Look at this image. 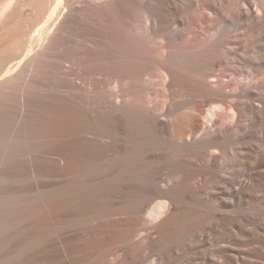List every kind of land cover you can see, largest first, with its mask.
Masks as SVG:
<instances>
[{"label":"bare ground","instance_id":"bare-ground-1","mask_svg":"<svg viewBox=\"0 0 264 264\" xmlns=\"http://www.w3.org/2000/svg\"><path fill=\"white\" fill-rule=\"evenodd\" d=\"M123 1L54 0L0 46V159L64 12ZM180 1L146 0L145 21L95 24L74 45L91 170L69 188L68 133L41 152L48 171L0 174V264H264V0Z\"/></svg>","mask_w":264,"mask_h":264},{"label":"rangeland","instance_id":"rangeland-1","mask_svg":"<svg viewBox=\"0 0 264 264\" xmlns=\"http://www.w3.org/2000/svg\"><path fill=\"white\" fill-rule=\"evenodd\" d=\"M145 1H123L117 6L105 5L102 7L87 6L88 4L82 2L78 13L72 12V10H69V12H64V9L61 10L60 16L63 12L68 15L65 18L66 22L64 21L62 24L63 28L56 32L55 36L50 39L51 41L44 42L41 53L29 63L27 74L24 75L25 77L23 76L24 79L21 81L23 85H27V80L31 81L34 86H31L26 92L22 104L14 102L19 113L15 119L17 122L15 127H17L12 128L16 143L13 140V147L8 151L7 159H0V174L22 175L31 166L42 172L48 171L50 166L48 162L40 157L41 152L60 149L65 135L70 133L71 143L68 149L71 155V163L69 173L64 177L67 179L66 183L69 188L77 189L84 185V179L91 170L90 155L86 142L82 140L79 131L82 128L84 119L78 111L77 96L72 92L73 72L69 67L68 60L73 57L74 45L76 43L77 45L82 44L84 34L89 32L91 26L95 24L128 26L145 21L146 16L140 6ZM171 1L178 4L180 0ZM203 1L197 0L196 7H199ZM52 2L54 3V0H0V14L4 9L6 11L5 15L4 13L1 14L2 18H0V46L6 42L10 35L18 31L23 22L29 24L31 33V27L37 21H40V14H45L43 11L48 10L51 7L50 5L53 4ZM181 4L180 1L178 5L181 6ZM42 7L45 8L42 10ZM169 10L161 9V13L163 15H175ZM205 11L212 15L213 10L205 8ZM73 20L76 22L75 25ZM32 23L34 24L32 25ZM172 27L176 28L177 26L173 24ZM73 31L77 32V37H75ZM29 35L23 38L24 43L19 41V45L15 44L13 46L14 51L12 50L11 53L19 52L28 43ZM148 47V45H143L140 49L145 53ZM173 58L170 57V59ZM179 59L180 56L173 61H181L183 56L181 60ZM15 92L12 96L17 100ZM109 123L108 121L105 123L107 127ZM18 124L20 125L18 126ZM14 149H16V152L13 151ZM30 150L37 156L34 161L30 159ZM16 176H13V179L9 182L2 181L1 183L7 185L18 183L15 179ZM74 193L79 194V191L77 190ZM48 194H42L39 198L46 199L45 197ZM79 195L83 196V194ZM44 210L45 208H42L38 212Z\"/></svg>","mask_w":264,"mask_h":264}]
</instances>
